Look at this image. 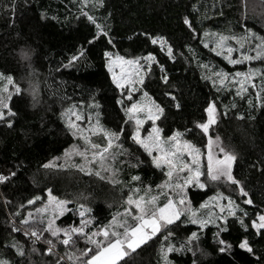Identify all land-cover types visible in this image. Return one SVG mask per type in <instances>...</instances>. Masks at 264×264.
<instances>
[{
	"label": "trees",
	"instance_id": "1",
	"mask_svg": "<svg viewBox=\"0 0 264 264\" xmlns=\"http://www.w3.org/2000/svg\"><path fill=\"white\" fill-rule=\"evenodd\" d=\"M257 1L254 4L259 9L252 3L251 8L256 10L250 11L245 6L246 2L249 4L247 0H96L83 10L101 25L98 32L83 18L77 0H0V93L12 94L13 86L18 85L23 94L21 100L13 95L14 106L22 116L15 130L0 125V173H16L7 183H0V256L11 264H33L39 260L30 255L31 240L22 231L10 234V229L14 223L19 226L28 211L43 203L49 189L53 196L68 201L67 212L57 221L61 228L80 227L83 219L85 232H95L109 228L113 218L125 210L130 190H156L165 180V172L149 165L145 161L147 153L129 138L133 126L124 109L130 103L113 82L105 52L128 58L155 54L142 90L156 104L167 105V119L158 120L162 136L179 132L205 152L211 138V150L215 149L218 155H222L218 152L219 144L234 152L237 159L233 173L253 203L245 204L238 189L230 192L231 197L238 209L247 213L243 217L245 224L264 213V93L259 102L256 98L250 102L214 85L211 71L231 75L246 71L247 64L231 65L204 46L213 34H248L245 24L253 34L264 37V0ZM185 19L191 21L194 32L184 24ZM145 33L164 37L173 46L174 56L168 57L167 45L163 50L159 44L152 45ZM89 40L93 42L88 43ZM81 47L84 55L78 62L71 68H61ZM25 52L30 54L29 59L24 58ZM260 63L264 67V61L254 66ZM162 75L168 77L167 83L161 80ZM7 76L14 78L13 84L8 83ZM33 83L38 95L35 105L29 94ZM166 92L176 99L164 95ZM176 103L180 104L179 109L173 106ZM210 103L215 104L217 123L210 125L205 134L196 126L207 123L206 109ZM73 108L85 116L96 115L99 124L109 132L123 129L114 150L118 158L117 180L110 179L108 173L96 175V167L92 172L77 167L83 159L80 154H72L82 150L83 143L72 134L74 129L67 126L69 119L74 121L68 111ZM137 158L145 162L138 165ZM45 164L53 167L46 169ZM133 176L139 179L134 181ZM215 192L211 185L205 189L189 187L188 203L200 209ZM29 199L34 203L28 204ZM81 211L83 217L79 215ZM228 219L230 223L233 220ZM170 227L171 236L162 228L132 252V263L165 264L163 255L167 247L179 248L191 231H198L199 246L209 253L201 258V264H257V257L264 260V238L253 235L250 228L245 231L238 222L221 233L232 246L230 253L223 254L217 251L216 223L202 229L187 222ZM245 236L255 255L238 247ZM5 243H18L26 255L17 256L14 250L3 246ZM85 246L83 239H77L75 247L57 244L56 252L65 257L62 264H76L75 257ZM35 247L44 253L46 245L38 242ZM66 253L74 259L68 260ZM47 258L55 259L50 255ZM190 260V254L168 253L170 264H190Z\"/></svg>",
	"mask_w": 264,
	"mask_h": 264
},
{
	"label": "snow or ice",
	"instance_id": "2",
	"mask_svg": "<svg viewBox=\"0 0 264 264\" xmlns=\"http://www.w3.org/2000/svg\"><path fill=\"white\" fill-rule=\"evenodd\" d=\"M81 5V14L83 18L89 22L91 25H94L96 30L101 31V25L97 23L96 19L90 15L87 11L83 10L84 5L87 4L88 0H77ZM184 24L192 29L194 32L192 23L190 20L185 19ZM244 30L246 32H251L252 29L244 25ZM104 35H107L105 32ZM146 38L150 40L152 45L159 44L160 49L163 50L165 45H167V55L168 57L174 56L173 46L164 38V37H152L149 34H144ZM95 37H93V40ZM242 38L236 36H219L213 50L221 49V52H217V55L224 54V58L231 65L243 64L245 62H251L258 58L264 57V37H255L254 39H260L262 43L257 44L255 48H250L248 50H243V44L239 45V55L237 58H233L232 53L237 52L238 49L228 46L226 41L236 40L238 43ZM93 40L87 41L92 43ZM112 43L111 40L108 41ZM208 47V45H204ZM255 53L254 55L252 53ZM84 55L83 47L80 48L77 54H73L66 64H61L60 67L67 69L71 68L78 62L79 57ZM25 59L30 58V54L25 52L23 54ZM105 57H111L109 52L104 53ZM143 59L146 62L155 60L154 53H148L146 56L126 60L124 57H116V60L109 59L108 67L109 71L112 70L113 63L137 65V72H139L142 67L139 65V60ZM158 63V61H156ZM151 68V63H147V69ZM162 70L163 67L161 66ZM216 79L219 81V86L222 88H228L229 84H234L238 86L237 95H240L241 92L247 91L250 86L253 89L257 88L255 82L256 77L259 76L261 79V86L264 87V71L255 68H249L248 71H236L232 75L231 80H229L230 74L227 72H216ZM239 77L240 79H237ZM9 84H13L14 78L12 76H7ZM161 80L164 83L168 82V77L162 75ZM113 82L116 87L119 89H124L127 84L134 83V81L129 80L127 77L121 76L117 77L113 75ZM140 83H143V78L139 79ZM213 84H216V81H213ZM4 91H7L5 89ZM29 94L32 97L33 104L38 103V95L36 92V85L33 83L30 85ZM13 95H15L17 100L22 99V90L18 85L13 86L12 94L7 96L0 95V125L9 129L15 130V126L19 120L22 119L20 109L14 106ZM146 95V94H145ZM164 95L171 96V99L174 101L176 97L171 95V93H164ZM128 99L131 100V93H128ZM120 103L119 101H117ZM177 109L180 108V104L176 103L173 105ZM167 105L162 104H153L152 106H144L139 104H132L131 107L124 109L126 114H135L142 111H147V118L153 122L151 132L147 138H142L140 135V126L143 124V120L136 115H128L129 120H135L136 129L134 132L130 133V139L133 144L139 145L143 148L144 152L147 153L145 161L155 168H159L162 171L166 169V176L170 178V182L166 183V187L169 188V194L166 197V202L162 205L157 203V197L151 196L150 198L137 197L133 198L132 195H129L127 198V207L125 209V216H131L134 220V223L129 225L127 220H117L113 218L112 226L113 228H122V232L109 231L108 227L98 229L95 232H85V221L81 219L80 227L69 226L67 228H61L53 224V220H48L47 227L43 230H38L34 225H29L27 229L20 228L17 224H12L10 229L11 232H21L23 231L25 236H29L31 243L33 245L32 252L36 253L37 248L35 245L43 238V243L46 245L44 249V255L53 256L55 259L51 264H62L65 257L60 256L56 252L57 244H61L67 248L70 244L75 247L77 239H83L86 242V246L79 250V255L75 257L76 264H118V261H121L124 257L129 256L132 252L144 244L151 236L160 232L163 228L167 232L168 236L173 234L171 227H179L181 223H190L192 225H199L202 229L204 228L210 220V215L205 218L197 216V214L189 208L188 196L185 191L189 185L198 186L199 189H205L207 183L210 181L215 183L217 186H224L225 190L229 188L232 191L239 190L240 194L245 198L244 203L251 205L253 200L250 197L249 192L245 189V186L233 173V163L236 161L237 157L234 152L228 150L223 144L218 145V152L222 155H217L214 157L211 152L212 141L209 139V153L207 155V172H201L200 170V150L195 146L189 143L187 140L181 141L178 139L180 133L177 132L174 135L167 136L165 138L161 137L162 128L155 126V121L157 119L166 120L167 116L165 114V108ZM155 108V111H153ZM72 115L75 116L77 121L82 120L83 117L76 113L72 112L71 109L68 110ZM208 113L207 123H200L196 127L202 130L203 133H208L209 126L216 124L217 120L214 117L216 112L215 104L210 103L206 109ZM226 115V113L221 114ZM69 129H74L73 135L78 133L82 134L83 131L87 129H82V127L76 124L73 120L69 119L67 122ZM123 129L118 128L115 131L109 132L106 129H102L99 132V138L95 141L84 137L87 143L94 150L92 153V158L95 160L96 157H100L98 161L101 166L106 159H108V147L106 145H111L112 140L119 137ZM216 140L220 141V136H216ZM87 149L84 152H81L80 155L85 158L88 163H91V160H87ZM158 153V155L154 154ZM185 153L191 156V161L188 162L185 160ZM145 161H140L137 158L138 165L144 163ZM44 168L53 167L51 164L43 165ZM81 171H84V167L77 165ZM91 174V173H90ZM100 175L99 171L95 173ZM16 173L14 171L8 173L7 175L0 173V183H7L11 178L15 177ZM201 177H205L204 180ZM103 179V177H101ZM138 176H133L132 180H138ZM150 187V186H149ZM138 191V190H136ZM172 192L179 197L178 200L174 199ZM49 203L54 205L52 207L53 218L57 215H62L64 213L65 206L68 204V201L58 200L55 196L52 195L51 190L48 191ZM40 199V197H36ZM213 199L227 200L228 207L224 205H218L219 214L216 215L215 220L217 228V251L221 254L230 253L232 246L222 238L221 233L228 231L231 225L239 223L245 231H248L249 228L254 230L253 235H256L260 238H264V213L259 214L257 219H253L248 224H245L243 219L247 215L241 209H238L232 201V197L229 194L225 196L223 192L218 193L217 197ZM10 203V201H9ZM32 199L28 200V204H33ZM83 207V205H81ZM201 207H206V205H201ZM45 209H37V212H43ZM239 211V215L237 214ZM15 215V213H14ZM31 216V213L28 214ZM81 217L84 216V212L79 213ZM184 217L182 220L181 217ZM228 217H232L233 220L229 222ZM179 222V223H178ZM22 224L28 225L29 221L24 219L21 221ZM44 231L49 235L44 237ZM102 236L106 243H103L99 239H94L93 237ZM75 237V239H74ZM52 238H56L55 241ZM167 238V237H166ZM200 236L198 231H191L187 236V239L179 246V248H174L172 245H169L164 252L163 259L165 264H170L168 261V253L171 252H180L181 254H190L191 260L190 264H201V258H205L209 255L205 250L199 246ZM195 242V243H194ZM95 245L94 248L87 247V245ZM5 248H11L14 250L15 254L19 257L25 255L23 249L19 247L18 243H5L3 245ZM240 249L247 251L248 253L255 255L254 249L249 242L247 236L243 237L240 243L238 244ZM91 253V255H89ZM68 260H73L74 257L70 253H66ZM83 257V259H81ZM0 264H11L7 259H0ZM257 264H264V260H261L257 257Z\"/></svg>",
	"mask_w": 264,
	"mask_h": 264
},
{
	"label": "rangeland",
	"instance_id": "3",
	"mask_svg": "<svg viewBox=\"0 0 264 264\" xmlns=\"http://www.w3.org/2000/svg\"><path fill=\"white\" fill-rule=\"evenodd\" d=\"M247 1L249 2V4L246 2L245 6L247 4L248 8H250V11H255L256 9H259L255 5L256 3H258L257 0H247ZM95 2H96V0H88L87 4L84 5V6H88L89 3H95ZM252 3L253 4L255 3L254 5L256 6V9H252L251 8L250 5H252ZM246 9H247V6H246ZM219 36H221V35L213 34L212 36H209V38L207 39L205 44L208 45L209 48L213 49L215 44H216V42H217V40H218V38H219ZM224 36H236V37L242 38L239 43L236 40H228V41H226V44L228 46H232V47L238 49L237 52L232 53L233 58H237L238 55H239V50H240L239 45H240V43L243 44V50H248L250 48H255V46L257 44L262 43V41L260 39H254V36L257 37V38H258V36L256 34H253L252 32H249L246 35H238V33L237 34H232L231 33L230 35L226 34ZM215 52L216 53L217 52H221V49H215ZM109 53L111 54V57L110 58L107 57V67H108L109 59L114 61V60H116V57H124V56H122V55H120L118 53H114V52H109ZM252 54L254 55L255 53L253 52ZM220 56H222L224 58V54L223 53H221ZM124 58L126 60L135 59V58H128V57H124ZM261 61H264V57L258 58L256 60L251 61V62H245L243 64H247V68L248 69L246 71H248L249 68H255V69H259L261 71H264L263 64L261 65V63H260V64H256L254 66L255 63L261 62ZM154 62H155V60L146 62L145 60L140 59L139 60V65H141L142 67L140 68L139 72H137V65H129V64H121V63H113L112 64V70L109 71L110 74H111L112 79H113V75H115L118 78L121 77V76H124V77H127L129 80L134 81V83L127 84L124 89H120L122 91V93L124 94V100H126L127 102L130 103L128 108L131 107V105L134 104V103L135 104H139V105H144V106H152L153 104H156L154 102V100L144 90H142V84L143 83L139 82V79L141 77L143 78V81H144L145 76H146V74H147V72L149 70V69H147V63H151V65H152ZM237 65H242V64H237ZM108 70H109V67H108ZM216 72H223V71H218L217 70V71H211L210 72V73H212V75H210V76H213L212 79L216 81V85L218 86V88H220V89H222L224 91L225 90L232 91L233 94L235 96H238L239 98L246 97L248 99L247 101H250V102H251L252 98H256L258 102L260 101L261 96L264 93V87L261 86V79H260L259 76H257L256 80H255V82L257 84V88L256 89H253V88H251L249 86L247 91L241 92L240 95H237L238 86H236L234 84H229L228 88H226V89L219 86V81L216 79V76H215ZM232 75H234V74H231L229 76V80H231ZM237 79H240V78L237 77ZM129 92L131 93V100L128 99V93ZM0 95H3V94L0 93ZM153 111H155V108H153ZM72 112H76V113L80 114L83 117L82 120L77 121L75 119V116L72 115L71 112H70L69 116H74V122L76 124L80 125L82 127V129H87V131H83L82 134L78 133L76 135L77 138L82 139L83 148H82V150L76 151L72 155L80 154L81 152H84L85 149H87V153H86L87 154V160H91L92 162L88 163L85 160V158L80 155L82 157V159H83V163L81 164V166L84 167V169H85L84 171L92 172L94 170V168L96 167V171H99L100 174L105 175V173H108V175L110 176V179L117 180V172L118 171H117L116 162H117L118 158H117V155L115 154L114 150H115V148H116V146L118 144V138L113 139L111 145H106L108 147V154H107L108 155V159H106L104 161V163H103V166H101V164L98 162L100 160V157H96L95 160H93L92 153H93L94 150L87 143V141L84 139V137H88L89 139L95 141V140H97L99 138V132L102 129H104V128L99 124V122H98V120L96 118V115L87 114L85 116L82 111H78L76 108H73ZM128 115H136V116H138L140 119H142L144 121L143 124L140 126V135H141L142 138H147V136L151 132V128L153 126V122L147 118V111L145 110V111H142V112H139V113H135V114H127V119H128ZM213 115H214L215 118H217V111ZM158 120L159 119H157L155 121V126H157V127H159L158 126ZM128 121L132 124L133 132H134L135 129H136L135 120L134 119L133 120H129L128 119ZM161 137L165 138V137L162 136V133H161ZM178 139H180L181 141L186 140L183 137L182 134H180ZM188 142L191 143L190 141H188ZM192 145H194V144H192ZM198 149L200 150V153H201V155L199 157V159H200V170H201V172H205L206 173L207 172V155H208L210 149L207 150V152L201 150L200 148H198ZM211 152H212V155L214 157H216L218 155V153H217V151H215V149L211 150ZM154 154L158 155V153H154ZM185 160L188 161V162L191 161V156L187 155V153H185ZM163 171L166 172V169L163 170ZM201 179L204 180L205 177H201ZM168 182H170V178L167 177L166 174H165V180L162 183L159 184V186L157 187L156 190H150V188H146L144 191L141 192L140 189L134 188V189L129 191V193L127 195V198H128L129 195H132L134 199L137 198V197L150 198L151 196H156L157 197V203L159 205H162L163 203L166 202V197L169 194V188L165 186L166 183H168ZM209 185L214 187L216 189V192H215V195L212 198L208 199L205 203L202 204V205H206V207H201L200 209H195V208H193V207H191L189 205V208L192 211H194L197 214V216H199L201 218H205V217H208L210 215V220L207 223V225L217 223V221L215 220V217H216L217 214H219L218 205H224L226 208L228 207V202H227L226 199L225 200H219V199H213V198L217 197L218 193H220V192H223L225 196H228L230 194V192L231 193H235V191H232L230 188L228 190H225L224 186H217L215 183H212L210 181L207 183V186H209ZM189 187H192V185H189ZM194 187L198 188V186H194ZM187 189L185 190L186 192H187ZM136 190H138V191H136ZM171 194H172L174 199H176V200L179 199V197L175 194V192H172ZM127 198H126V201H127ZM57 199L58 200H64V199H60V198H57ZM232 201H233L234 205L237 206V204L234 202L233 198H232ZM53 205H54V202L52 204L49 203V198H48V193H47V196L45 197V199H44L42 204H40L38 207L36 206L34 211H32V210L28 211L25 219H27L29 221V224L25 225V224L21 223L19 225V227L22 228V229H27L29 227V225H34L36 227V229L43 230V229H45L47 227L48 220H50V219L53 220V224L55 226L60 227L57 224V221L63 214H65L67 212L68 204L65 206L66 210L64 211V213L62 215L55 216V218H53V213H52ZM127 207H129V206L126 203V208ZM37 209H45V211L38 213ZM29 213H31V216L28 215ZM124 213H125V210L122 213L118 214L115 218L118 221L119 220H127L129 225L133 224L134 220L132 219V217L131 216H125ZM108 229H109L110 232L111 231H117V232H122L123 231L122 228H118V227L117 228H113L112 224L110 225V227ZM84 230H86V224H85ZM48 235L49 234L46 231H44V237H48ZM153 236H151V237H153ZM26 237L29 240L32 239L29 236H26ZM101 238H102L101 240H103L102 236H101ZM52 239L55 241L56 238H52ZM74 239H75V237H74ZM95 239H99V236L95 237ZM39 243H43V238L39 241ZM29 247H30L29 250L31 251L30 255H32V256L34 255V256L39 258V260L34 262L33 264H51V262L54 261V259L53 260H49L47 258V255H44L43 253L39 252L38 250H37L36 253H33L32 250H31L32 247H33L32 243H31V245L29 243ZM24 253L26 255L25 251H24ZM0 259H5V258L0 256ZM118 264H133V263L129 259V256H126L121 261H118Z\"/></svg>",
	"mask_w": 264,
	"mask_h": 264
}]
</instances>
